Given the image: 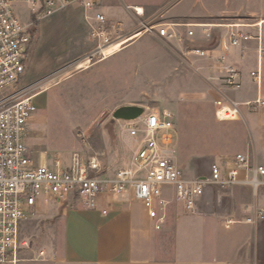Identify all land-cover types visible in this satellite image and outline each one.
Returning a JSON list of instances; mask_svg holds the SVG:
<instances>
[{"label":"crops","instance_id":"1","mask_svg":"<svg viewBox=\"0 0 264 264\" xmlns=\"http://www.w3.org/2000/svg\"><path fill=\"white\" fill-rule=\"evenodd\" d=\"M82 1L72 0L65 8L49 16L44 14V9L41 10L35 37L40 39L41 36H48L49 44L53 48L58 47L57 55H54V64L57 67L34 80L35 62L31 55L36 46H31L28 57L29 60L31 56V60L24 79L26 86H32L42 78L52 75L56 69L70 66L73 57L79 63L77 67L86 62V56L96 48L97 42L92 38L89 24L84 20L85 13L94 25L96 15H104L107 18V27L115 32V36L131 38L139 33L141 36L131 40L123 50L107 59L93 61L78 69L76 76L91 71L143 41L171 42L183 50L182 40H167L159 37L157 30L144 29L143 26H151L158 13L146 8L144 1L84 0L94 3L89 10L84 8ZM63 2L64 0H57L54 8L59 9ZM258 4L260 6L251 11L249 16L237 17L233 23L217 25L222 29L217 30L219 33L216 44L204 45L200 49L208 51L210 56L201 57L192 50L188 52L190 56L186 62L176 60L170 64L175 73L183 68L187 69L189 74L186 77L190 81L194 80V74L206 82L218 81L215 110L217 111V102L221 95H227L240 104L242 114L241 118L230 121H221L216 117L215 122L203 119L201 123L190 122L188 131L195 128L201 131L199 156L193 150L182 146V138L174 139L178 166L183 173V166H187L192 173V177H187L184 173L188 180L209 177L213 164L220 165L223 170L233 167L232 162L239 154L245 155L251 165L264 167V108L253 112L247 106L249 102L264 100V0H259ZM137 9H142L143 12L140 13ZM209 20L206 15L195 18L178 14L164 23L190 25L196 32L200 26L211 24ZM230 25H237L239 28L232 29ZM175 30L182 39L189 38L187 28L177 27ZM209 31L210 29H203L201 34ZM233 31L248 34L252 38L241 46L231 47L226 51L222 44L228 43ZM221 58L224 61H220ZM259 66L261 71L259 79L256 80L251 73L256 72ZM228 67L240 72L241 89L238 91L229 92L226 86ZM193 94L195 92L191 88L190 95ZM130 105H138L145 108V111L149 109L158 114L166 111L172 114L168 110L141 104L125 103L120 106ZM175 114L177 115L176 110ZM194 157L205 159L200 173L193 165ZM41 161L46 163L44 159ZM208 162H212L211 166L205 165ZM118 171L120 170H108L103 175L111 178ZM239 178L242 181L252 180L253 174L242 170ZM164 195L169 204L160 230L148 218L143 204L134 199L132 191L122 196L102 198L96 210L88 209L76 196L62 203L41 199L30 221L43 225V236L47 234L51 238L52 247L36 249L28 243L21 250L17 264H264V220L257 224L245 222L246 218L253 215L255 208H264V195L259 192L255 196V190L250 183H240L225 189L208 186L195 213H187L176 202L173 186L165 187ZM103 209L108 210V215L102 214ZM227 220L235 223L226 227ZM27 224L28 222L23 226L22 232ZM41 252H44V257H40Z\"/></svg>","mask_w":264,"mask_h":264},{"label":"built area","instance_id":"2","mask_svg":"<svg viewBox=\"0 0 264 264\" xmlns=\"http://www.w3.org/2000/svg\"><path fill=\"white\" fill-rule=\"evenodd\" d=\"M20 0H0V264H17L20 252L28 246L22 239V228L34 216V210L41 199L66 202L78 197L90 210L100 206L102 198L122 196L132 191L134 199L140 201L147 211L148 218L160 230L165 222V211L169 204L164 195L167 186L174 187V198L187 213H195L200 198L208 186L220 189L231 188L240 183H250L255 196L264 195V167L251 165L245 155L235 157L233 167L223 170L218 164L211 167V175L205 178L188 180L180 169L174 149V121L170 112H151L135 121L125 122V133L133 144L129 165L111 178L104 177L102 162L93 157L88 160L75 158L68 168L51 169L47 163H36L29 149L32 122L39 109L36 98L40 95V85L21 86L26 75V65L33 44L32 25L24 24L15 12V4ZM46 16L66 7L72 0H64L55 9L57 0H25ZM86 10L94 3L82 1ZM84 20L89 24L91 36L96 40V48L87 57L91 61L105 59L102 49L124 37L115 36L107 27V18L97 14L96 25L90 22L87 13ZM153 31L156 26H143ZM185 27L192 38L193 27L182 24L158 25V36L167 40H182L175 28ZM232 29L239 28L230 25ZM252 37L239 31L230 33L224 50L241 46ZM260 39V36H259ZM102 53V54H101ZM198 56H210L208 51L195 49ZM220 61H224L221 58ZM261 68L252 72L259 79ZM229 92L241 89L240 72L227 68L225 79ZM21 88L18 89V86ZM37 91V92H36ZM256 111L264 106V100L247 103ZM240 104L227 95H221L217 102L216 117L221 121L241 118ZM242 170L253 174L252 180H240ZM103 215L108 210L103 209ZM264 220V208H255L252 216L245 219L248 224ZM235 222L226 221V227ZM44 257V252L40 253Z\"/></svg>","mask_w":264,"mask_h":264},{"label":"rangeland","instance_id":"3","mask_svg":"<svg viewBox=\"0 0 264 264\" xmlns=\"http://www.w3.org/2000/svg\"><path fill=\"white\" fill-rule=\"evenodd\" d=\"M140 1L146 2V8L158 12L151 22V26H156L154 30L178 14L195 18L206 15L211 24L200 26L192 38H183V50L171 42L143 41L83 75L76 76L79 63L73 57L70 66L56 69L52 75L37 81L36 85L42 87L37 90L41 92L36 98L39 111L32 122L29 141L32 158L37 164L44 159L51 169L63 170L75 158L88 160L97 157L103 164L104 173L124 169L132 156L133 144L125 133V122L115 121L113 113L125 103L171 111L173 121H177V131L176 128L173 131L174 139L182 138L185 149L200 155L201 131L196 128L188 131L187 127L192 121L201 123V119L207 122L217 120L215 102L218 99L219 83L206 82L196 74L194 80L190 81L186 77L189 74L187 69L175 73L170 64L176 60L186 62L190 56L189 51L204 48V45L214 46L219 33L217 30L222 29L217 25L233 23L237 17L249 16L251 11L260 6L259 0ZM15 12L24 24L32 25V46H36L31 55L36 73L33 79L37 80L48 70L57 67L54 55H57L58 47L53 48L49 44L48 36L39 34L41 38L36 39L35 32L41 15L38 7L33 8L25 0H20L15 4ZM203 29L210 31L201 34ZM98 60L100 57L94 62ZM26 84L23 80L21 86ZM191 88L197 95H190ZM181 94L184 96L180 97ZM260 109L251 111L258 112ZM149 113L150 110H146V114ZM204 160L202 157H194L193 165L199 169V173L203 170ZM211 163L205 165L211 166ZM183 167L185 176L192 177L189 168ZM43 228L39 222H28L21 235L23 241L36 249H50L53 242L47 234L43 236Z\"/></svg>","mask_w":264,"mask_h":264},{"label":"water","instance_id":"4","mask_svg":"<svg viewBox=\"0 0 264 264\" xmlns=\"http://www.w3.org/2000/svg\"><path fill=\"white\" fill-rule=\"evenodd\" d=\"M145 113V108L141 106H122L113 113L115 121L132 122L140 118Z\"/></svg>","mask_w":264,"mask_h":264},{"label":"bare ground","instance_id":"5","mask_svg":"<svg viewBox=\"0 0 264 264\" xmlns=\"http://www.w3.org/2000/svg\"><path fill=\"white\" fill-rule=\"evenodd\" d=\"M138 12L142 13V9H137ZM190 26V25H189ZM141 34H136L135 36L131 37V38H122L121 40L113 43L112 45L110 46H107L105 48L102 49V53L105 55V59H107L108 57L120 52L122 50V47L125 46L126 44H128L129 42H131V40H134L138 37H140ZM101 53V54H102ZM90 59L89 57L87 58L86 62L85 63H82L80 64L77 69H80V68H84L87 66V64L90 63Z\"/></svg>","mask_w":264,"mask_h":264},{"label":"trees","instance_id":"6","mask_svg":"<svg viewBox=\"0 0 264 264\" xmlns=\"http://www.w3.org/2000/svg\"><path fill=\"white\" fill-rule=\"evenodd\" d=\"M35 16H37V15H35Z\"/></svg>","mask_w":264,"mask_h":264}]
</instances>
